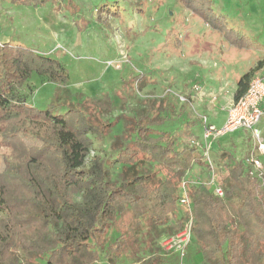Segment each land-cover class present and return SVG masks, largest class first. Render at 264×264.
<instances>
[{"label": "trees", "instance_id": "16d2710c", "mask_svg": "<svg viewBox=\"0 0 264 264\" xmlns=\"http://www.w3.org/2000/svg\"><path fill=\"white\" fill-rule=\"evenodd\" d=\"M4 1L37 8L57 0ZM105 10L103 5L98 12ZM260 64L238 78L234 101L245 93ZM32 74L53 84L66 78L58 61L2 43L0 135L8 132L9 121L17 116H23L25 125L30 117L32 121L41 117L45 127L36 122L30 134V139L42 142L40 148L9 156L0 172L21 189L27 201L23 205L28 206L15 211L10 191L0 182V264H94L111 232L117 234L107 255L111 263L127 251L135 255V237L140 234L145 247L152 249L143 264H163L170 257L161 250L153 252V239L181 228L179 183L193 165H202L196 148L177 146L172 135L155 130L169 120V114L161 116L168 104L158 100L156 106L157 99L145 98L133 114L111 121L103 119L114 110L107 96L96 102L86 99L79 106L70 103L64 113L40 111L31 109L23 94L31 90ZM141 78H132L129 87L136 84L141 89ZM118 120L123 126L110 144V157H90L93 140L103 142ZM242 158L220 153L222 199L204 186L188 183L192 240L198 250L193 256L201 257L200 264H264V178L260 188L244 173ZM115 166L119 172L113 178Z\"/></svg>", "mask_w": 264, "mask_h": 264}, {"label": "rangeland", "instance_id": "374dc122", "mask_svg": "<svg viewBox=\"0 0 264 264\" xmlns=\"http://www.w3.org/2000/svg\"><path fill=\"white\" fill-rule=\"evenodd\" d=\"M103 5L106 10L98 12ZM0 42L47 56L65 69L62 84L47 83L32 74L28 81L31 90L23 93L31 109L64 113L70 103L79 106L86 99L96 102L107 96L114 110L103 115V119L111 121L121 114H133L145 98L157 99L156 106L164 98L168 105L161 116L169 114L170 118L155 130L172 135L176 145L181 146L200 139L197 132L190 135L185 127L181 129L183 122L193 121L190 126L195 129L201 118L213 121L214 107L196 106L193 95L213 100L215 96H206L204 87L217 89L225 85L226 94L234 87L235 75L240 77L252 63L264 65V0H57L37 8L0 0ZM142 75L141 89H136V84L129 87L132 78ZM224 75H227L225 82ZM35 119L33 122L30 117L29 125L24 124L23 116L7 122L8 132L0 135V172L9 156L16 158L42 145L38 139H30L36 130L34 123H43L41 117ZM263 125L264 115L259 123L260 127ZM122 126L123 122L118 120L103 142L93 140L90 157L109 158L110 144ZM218 141L240 159L252 148L248 132L242 130ZM212 153L220 175L223 171V162L218 159L220 152L216 148ZM258 157L264 171V155ZM118 172L119 167H113L112 177ZM204 174L202 165H194L184 179L194 184L203 181L200 179ZM0 182L10 191L15 211L28 208L23 205L27 202L25 194L13 185L11 178L0 173ZM257 183L263 187V183ZM161 237L153 239L154 253L160 251ZM116 238V233L109 234L106 248L94 264H143L150 257L152 249L145 247L144 238L138 234L135 237L138 243L132 250L137 253L127 251L111 263L107 255ZM196 251L192 240L182 263L168 255L170 258H165L163 264H200L201 257L193 256Z\"/></svg>", "mask_w": 264, "mask_h": 264}, {"label": "built area", "instance_id": "2783aa9c", "mask_svg": "<svg viewBox=\"0 0 264 264\" xmlns=\"http://www.w3.org/2000/svg\"><path fill=\"white\" fill-rule=\"evenodd\" d=\"M1 43V42H0ZM1 46V45H0ZM264 115V76L253 77L245 93L230 103L225 113V120L220 127L210 124L206 118H201V136L199 140L188 142V146L199 152L202 166L205 168L203 181L192 185L204 186L216 198L222 199L223 192L219 185L218 171L213 159V145L227 134L242 130L248 132L252 141V148L242 158L244 173L258 182L263 181V166L258 156L264 155V139L256 128ZM224 173V169L222 174ZM188 172L186 173V175ZM185 175V176H186ZM184 176V177H185ZM182 178L179 183L177 205L184 213L183 223L179 231L171 236L159 239L158 245L163 256L176 255L182 263L193 239V213L191 201L188 197V181ZM166 254V255H165Z\"/></svg>", "mask_w": 264, "mask_h": 264}, {"label": "crops", "instance_id": "0c3cea01", "mask_svg": "<svg viewBox=\"0 0 264 264\" xmlns=\"http://www.w3.org/2000/svg\"><path fill=\"white\" fill-rule=\"evenodd\" d=\"M257 66H258V63H257V65H256V63H252L250 65V68H248V70L246 72H248L249 70H251V69H253V68L257 67ZM262 70H264V65L259 66V68L254 73V77H256V76L262 77L264 75V71H262ZM245 73H243V74H245ZM238 78H239V76L238 75H235L234 87L231 88V90H228V93L226 92V94H224L225 93V90H224L225 89V85H224V87L219 86L217 89H215L214 87H208L209 89L206 87V89H205V87H204L203 89L204 90H207L206 96H209V97L215 96L213 98V100H212V98H210V100L209 99L206 100L205 98L203 99V98L199 97V95H193L192 101L194 102V104L196 106H198V107H204V108H209L211 106L214 107L213 110L215 112L213 114V119H212L213 121H211V120L209 121L208 118H207V121L210 124H212V125H214L216 127H220L223 124V122L225 120L226 110H227L228 106L230 105V103L234 101V94H235V91H236V88H237L236 84H237ZM222 81L223 82L227 81V75H224V78H222ZM215 92H217V94H215ZM187 97H189V96H187ZM160 100L162 101V105H163L164 104L163 102H165V99L164 98H161ZM187 100H188V98H187ZM213 101H215V102H213ZM184 105L188 108V105L187 104H184ZM180 108L182 109V107H180ZM178 115H180V114H178ZM259 123L256 126V128L260 131L261 136L264 139V135H263L264 134V125L260 127L259 126ZM191 124L192 125L194 124L193 121H191V120L186 121V122H183V125H182L181 129H184V127H185L187 129V131L189 132L190 135H193V131L194 132H197L199 134V137H200L201 136V130H202L201 123L200 124L197 123L198 124L197 125L198 127H196V128H198V130L196 128L195 129H192L191 126H190ZM199 137L196 138V139H199ZM218 142L219 141H217L216 143H214L213 150L214 149L216 150V148H217L220 153L223 152V151H226L224 148H222L218 144ZM186 145H188V144H186ZM221 149H223V150H221ZM226 152H228V151H226ZM228 153L233 156V153L231 151L228 152ZM213 159H214V157H213ZM214 162L216 163V160L215 159H214ZM190 172H193V171L191 170ZM220 176H222V170H221Z\"/></svg>", "mask_w": 264, "mask_h": 264}]
</instances>
